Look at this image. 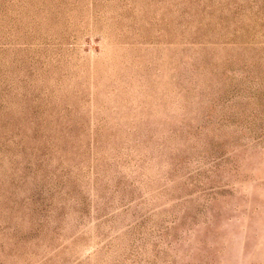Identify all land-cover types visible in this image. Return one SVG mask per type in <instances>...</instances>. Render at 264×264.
I'll return each mask as SVG.
<instances>
[{
    "label": "rangeland",
    "instance_id": "374dc122",
    "mask_svg": "<svg viewBox=\"0 0 264 264\" xmlns=\"http://www.w3.org/2000/svg\"><path fill=\"white\" fill-rule=\"evenodd\" d=\"M0 264H264V0H0Z\"/></svg>",
    "mask_w": 264,
    "mask_h": 264
}]
</instances>
